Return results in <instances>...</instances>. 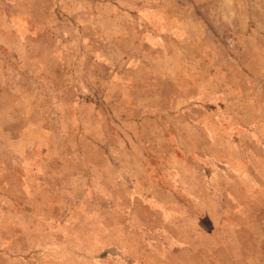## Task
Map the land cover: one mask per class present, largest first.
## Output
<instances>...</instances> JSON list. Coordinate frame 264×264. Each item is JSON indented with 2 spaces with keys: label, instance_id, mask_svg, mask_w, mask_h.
I'll use <instances>...</instances> for the list:
<instances>
[{
  "label": "rangeland",
  "instance_id": "1",
  "mask_svg": "<svg viewBox=\"0 0 264 264\" xmlns=\"http://www.w3.org/2000/svg\"><path fill=\"white\" fill-rule=\"evenodd\" d=\"M0 264H264V0H0Z\"/></svg>",
  "mask_w": 264,
  "mask_h": 264
}]
</instances>
